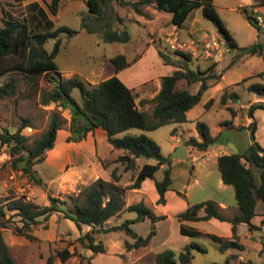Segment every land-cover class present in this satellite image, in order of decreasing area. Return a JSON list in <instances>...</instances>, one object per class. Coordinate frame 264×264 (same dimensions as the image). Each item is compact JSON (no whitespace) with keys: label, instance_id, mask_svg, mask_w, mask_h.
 <instances>
[{"label":"trees","instance_id":"16d2710c","mask_svg":"<svg viewBox=\"0 0 264 264\" xmlns=\"http://www.w3.org/2000/svg\"><path fill=\"white\" fill-rule=\"evenodd\" d=\"M21 1V0H16ZM112 0H85V6L97 22L102 18L105 9ZM60 0H50L48 10L51 15H55ZM150 2L155 3L157 9L170 15L169 22L180 27L188 14L196 8H200L202 18L209 22L217 35L225 40L228 49H236L240 54L253 55L261 49V43H254L244 47H238L219 19L211 0H132L121 1L123 5L129 6L135 13L140 12V8ZM31 9H37L36 3L29 4ZM264 5V0H253V6ZM246 21L259 34L264 35V28L257 26L255 18L246 8L242 9ZM45 17V16H44ZM117 20H121L116 16ZM88 32L100 30L103 34V40L109 42H127L129 34L124 28L122 30L110 29V24L104 22L97 26H90L88 23H82ZM64 33L70 36L76 33L75 30L67 26L60 25L52 30L29 33L26 24L17 20H6L0 24V74L10 70H16L22 76L31 80L43 76L46 80L52 82L53 86L40 94L39 103L46 105L54 102L61 107L69 109L70 117L68 124L67 141L76 142L85 137L87 132L100 128L105 134L107 143L115 149L123 150L114 162L121 163L124 170H132L137 167L135 159L143 157L153 159L154 164L143 163L133 178L132 183L126 188H138L140 181L145 178L153 179L154 172L161 166H167L162 171V178L154 180V186L158 194L157 204L164 203V192L169 188L171 178L167 159L164 158L159 146L143 133L130 134V129L142 131H152L168 123H183L186 121L185 112L192 108L200 99L202 93L207 89V80L211 77L209 66L203 70H192L189 68L175 70L171 74L160 77V87L156 95L150 99L152 108L147 115L138 109L135 104V92L127 88L124 83L115 75L118 71L126 68L131 62H128L122 54H116L109 58V65L104 72V76L95 83L89 84L77 76L62 77L54 63L59 45V34ZM54 39L50 51L43 47L48 39ZM156 51L164 64L170 62V55L156 47ZM178 58L190 60L191 56L184 53H175ZM180 62L179 60L177 61ZM112 73L109 76V71ZM184 80L187 85L198 84L195 93H191L187 88L178 86V81ZM243 80V79H242ZM18 78L10 76L4 83L0 84V99L13 97L17 92ZM77 89L79 101L71 95V91ZM247 90L257 95L264 96V84H250ZM226 97L236 99L235 93L226 95L223 92L220 95V101L223 102ZM211 100H208L207 105ZM142 103V102H141ZM256 108L264 110L263 102L251 104L247 109L248 117L252 116V111ZM231 116L235 114L231 107H227ZM230 120L222 122V125L230 124ZM30 125L28 119H21L14 132L6 129L0 130V147L5 146L8 149L9 162L12 168L20 170L28 175L35 183L40 184V178L33 175L31 166L43 161L46 151L51 149L54 144L56 131L61 128V120L56 113L49 116L46 127L39 136L33 141L31 146L27 145L28 137L21 130ZM195 130L197 138L189 137L184 144L192 146L197 150H205L207 146L216 140L212 136L207 125L201 121H195ZM229 126V125H228ZM251 133V143L246 146L242 152H230L220 154L216 158V167L222 183L230 185L233 189L237 212L228 217L218 211L217 205L212 200H204L188 205L183 211L175 215L179 222V233L187 237H198L202 233L197 230L184 226L182 221H199L215 218L220 221H226L231 226L232 236L225 239L213 234H206L213 242L217 243V249L220 252L232 249H242L236 236V226L244 223L249 229H257L251 219L255 215L254 206L256 201L264 202V149L253 140L252 134L255 123L248 124ZM121 135H118L120 134ZM111 181H104L101 178L94 180L84 189L81 199L79 196H69L70 205H66V200H58L49 197V204L38 205L32 201H27L23 197L5 198L0 202V228L7 227L6 214L17 216L21 222L20 226H14L13 230L17 235H23L27 239H33L26 229L32 224L37 223L39 217L47 219L55 211L61 212L64 218L71 220L77 229L81 225L90 226L91 229L77 237V241L93 253H103L104 247L98 239L100 232L121 230L133 239V242H124L126 249L138 248L148 243L154 235V223L164 218V216L155 215L151 208L138 201L127 205L124 210L136 213L134 219H125L117 225L104 228V223L111 217L120 213L122 208V189L114 182L119 180V174L113 168L110 172ZM147 217L150 220V228L145 236L136 234L130 224L135 221L143 220ZM262 249L264 254V233L261 236ZM203 250L198 244L191 242L185 245L181 251L175 254L170 249H165L157 253L153 261L149 264H187L191 261V250ZM66 248L56 251L57 258L64 262L69 256ZM47 264H52V258L49 256ZM264 263V258H263ZM0 264H17L12 258L9 247L4 241L0 232ZM87 264H92L87 260ZM216 264V263H211ZM228 264V261H225Z\"/></svg>","mask_w":264,"mask_h":264},{"label":"rangeland","instance_id":"374dc122","mask_svg":"<svg viewBox=\"0 0 264 264\" xmlns=\"http://www.w3.org/2000/svg\"><path fill=\"white\" fill-rule=\"evenodd\" d=\"M49 1L50 0H0V24H3L6 20H17L26 24L29 33L52 30L60 25L75 30L76 33L70 36L64 33L59 34L61 41L59 50L54 57V63L59 71L65 72L72 70L76 72L68 75L60 72L62 77L77 76L86 83L91 84V80L95 81L98 79L94 74L95 72L98 73L102 68L101 62L103 58L108 59L116 54H122L128 62H131L130 65L135 62L133 59L139 49L138 40L141 38L140 35L142 31L133 29L129 23H124L122 25L124 19L117 14L123 9L126 11L132 10L129 6L120 3L121 1L129 0L110 1L102 18L98 22L92 19V14L88 12L85 6V0H60L58 5V9L60 8V10L58 13L56 12L55 15H51L48 10ZM211 1L219 19L231 37L238 43L239 47L261 43V49L257 50L253 55L240 54L236 49L229 50L227 46V50H214L211 51L209 55L201 51L196 57H191L190 60L178 58L180 61L179 67H181V69L189 68L196 70L198 68L203 70L209 66L211 68L209 70L211 77L207 80L208 84L216 82L217 76L220 73H223L224 80H226L229 85L237 81V84H232L230 87L232 91L236 93L239 102H237V100L234 102V99H231L229 103L236 110V118L232 120L230 112L222 107L223 104L219 99L220 97H217L213 102L211 100L207 105L209 91H206L201 95L199 101L189 109L187 121L183 123H168L152 131H139L138 129L128 130L130 134L143 133L155 141L159 146L161 155L167 159V165L173 178L172 187L186 193V197H184L183 194L179 195V197L182 200L187 199L189 204L203 201L205 198L219 199L221 196H225L231 203H234L233 190L231 186L225 185L227 188L226 191H221L216 187L212 177L209 180H203L198 183L195 182L194 179L196 174H191L190 165L195 166L201 164L203 159H201L199 153L195 150L187 153L183 157L171 158L175 148L181 145L184 135L196 132L194 125L197 120L207 125L210 133L216 136V143L227 145V147H229L228 143H231L234 147L235 143L238 145L246 144L251 140V133L249 128L246 129L242 127L243 119L244 116L247 115L248 109V107L243 108V106H246L254 95L253 92L247 90V86L255 83L264 84V35L254 31L246 21L242 10L244 7L238 6V0ZM30 3H36L37 7L41 9L43 13H39L35 8L31 9L29 7ZM70 5L74 7L69 10ZM249 12L253 17L255 16L253 12ZM165 14L167 16L169 15L168 13ZM116 16L120 17L121 20H117ZM83 21L93 27L97 26V24L108 22L110 24V29L122 30L125 28L129 34V40L123 43L105 41L103 40V34L100 30L88 32L82 25ZM203 22L205 24L209 23L207 21ZM176 31L178 34L179 32L182 33L181 29H179V31L176 29ZM214 35H217V33H214ZM192 38L196 41L198 49L201 47L202 43L205 42L196 37ZM147 40H151L150 42L155 45V48L157 47L163 52H167L166 54L169 53L168 55L177 56L166 47L165 42L161 41L156 34L152 33L151 36L147 37ZM53 41L54 39L51 38L45 42L43 47L46 51L51 50ZM156 58L163 63L157 51L156 56L147 52L145 58L139 64V68L137 67L136 72L138 74H135L134 77L129 75L124 77V75L120 74L119 78L126 79L129 77L128 79H130V81L136 83L138 78L141 79V77H143L147 79L157 73H161L162 70L160 66L156 65ZM216 63H218L217 67H215ZM168 73L171 74L172 72L170 71ZM141 74L142 76H140ZM10 76L18 78L17 92L13 97L0 99V130L6 129L9 132H14L21 123V119H28L30 125L24 127L21 132L28 137L27 145L31 146L33 141L46 127L49 116L52 113H56L61 120L60 129H68L70 113L67 107H61L54 102H50L46 105L39 103L40 94L52 88L53 84L51 81L46 80L43 76L31 80L22 76V74L16 70H10L4 74H0V84L4 83ZM178 86L187 88L191 93H195L198 87L197 83L187 85L184 80H179ZM153 89V82L151 80L136 88H131V90L136 93L141 92V90ZM71 95L75 100L79 101L80 97L77 89H73ZM140 105L141 109L148 115L152 108V102L146 100ZM261 112L262 111L256 109L252 111L251 119L255 122V128L252 134L253 139L255 133L264 128V121L261 119L264 113ZM226 120H232V124L235 125V127L228 126L229 124L222 125L220 131L217 132V122ZM172 128L176 129L173 135L170 134ZM181 129L184 130V135ZM97 132H101V129H97ZM104 144H106V141H104ZM117 151L118 149H113V153ZM193 156H199V159L193 161ZM9 159L8 149L5 146H1L0 202L5 198L23 197L25 200L32 201L38 205H47L49 204L48 198L54 197L58 200H66L69 206V196H79V200L81 199L86 187H81L79 191H76L77 188L75 189L71 177H69V180H63L61 172H55V168L51 167L47 169L41 162L32 165L31 169L33 175L40 178V184H37L29 178L28 175L23 174L20 170L12 168ZM142 163L154 164L155 161L143 157L137 158L136 168L128 171L124 170L126 172L123 174L121 182L125 184V188L130 185H128V182L132 183L138 167ZM117 164L121 163L117 162ZM66 169L67 171H65L64 174L69 171V168ZM114 169L116 173H118L117 168L115 167ZM216 173L217 171L214 169L213 174L216 175ZM161 174V169L155 172L157 178H160ZM129 201V203L139 201V195L136 193L132 194ZM259 206H263V203L259 202ZM178 207L179 205L176 202L169 200L167 207L168 211L171 212L174 209H178ZM257 210H259V207H257ZM131 217H136V213L123 210L118 216L111 218L110 221L112 224H120L125 219H130ZM5 218H7V227L0 228V232L4 241L10 244L9 251L16 263L47 264L46 260L51 256L52 264H87L89 258L85 259L83 255L87 254V250L77 241L78 236H74V233L70 231L71 228L63 218L61 212L55 211L51 213L47 219L39 217L37 223L32 224L29 229H26L27 232L34 236L31 240L23 235L15 234L13 230L14 226L21 225L17 216H10L7 213ZM201 225L206 226L207 223L199 222L198 226ZM160 226L166 229L170 235L174 234V237H178V225L175 220L164 221ZM149 228V220L136 225V229L143 232L149 231ZM55 230L56 232H54ZM81 234L83 233L79 232V235ZM238 234L239 240L243 244L246 245L251 243L252 238L247 237L246 229H239ZM98 239L101 241L106 251L97 254L92 253L91 260L93 264H149L156 255L154 253L166 248L165 246L156 247L152 252H144V250L140 248L126 249L124 247V240H129V237L121 230L102 233ZM191 242L198 244L203 252L192 249L190 264H225L226 260L228 264H245L248 260L254 264H262V260H260L257 252L252 247L242 248L241 250L231 248L228 252H220L215 243L205 236L188 237L185 241L178 240L174 242L172 247H184ZM62 248H66L71 252V255L64 262H61L56 256V251ZM112 250L122 251L121 256L114 251L111 252ZM125 250L126 253H129H123ZM229 253L233 254L231 259L229 258ZM239 256H242L243 260H241Z\"/></svg>","mask_w":264,"mask_h":264},{"label":"crops","instance_id":"0c3cea01","mask_svg":"<svg viewBox=\"0 0 264 264\" xmlns=\"http://www.w3.org/2000/svg\"><path fill=\"white\" fill-rule=\"evenodd\" d=\"M129 1H132V0H129ZM238 6L244 7L246 9H252V12L253 14H255V16L257 15L264 16V5L253 6V0H238ZM73 7H74L73 5H70L69 10L70 8H73ZM59 10L60 8L57 10V13ZM165 13L166 12H163L157 9L155 3L153 2L143 5L140 8L139 13H135L132 10L126 11L124 9L120 13L119 12L117 13L120 17H123L122 19H124L122 22V25L124 23H129V25H131L133 29L135 30L139 29L142 31V34L140 35L141 38L138 40L139 49L137 50V53L133 59L135 62L127 66L126 68L118 71L117 73H115V75L118 78L120 74L124 75V77L128 75L134 77L135 74H138L136 72L137 67L139 68V64L141 63V61H143L147 52L152 53L153 55L156 56V48L154 47L155 45L150 42L151 40L150 41L147 40V37L151 36L152 33L156 34L160 38L161 41H164V37L175 28L178 31L179 29L182 30V33L179 32V35L181 37H187V36L191 37L192 36V37H196L197 39H201L202 41H207L212 35H214V33H216L215 28L212 25H210L209 23L205 24L203 22L205 20L201 16L200 8H196L193 11H191L180 27H177L171 24L169 22L170 15L167 16ZM252 29L255 31L253 27ZM235 43L238 46V43L236 41ZM108 59H105V58L102 59V62H101L102 68L98 71V73L95 72L94 74V76L98 79L95 81L91 80L90 81L91 84L97 83L101 79V77L104 76V72L105 70H107L108 65H109ZM169 59H170V62L173 61V63L163 64L158 60V58H156V65H159L162 71L161 73H157L150 78L146 79V78L141 77V79H139L138 78L139 76H138L137 77L138 81H136V83L130 81V79H128L129 77H127L126 79L119 78L124 83V85L130 89L136 88L139 85L146 83L149 80L153 82V87H154L153 90H141V92L139 93L135 92L134 101L138 109L142 110L140 107L141 106L140 104H142L141 102L150 100L156 95L160 87L159 79L161 76L169 74L168 72L170 71L173 72L175 70L181 69V67H179V63L177 62L178 61L177 56L170 55ZM214 61H217V60H214ZM217 66H218V63L215 64V67ZM59 72L65 73L67 75L76 73L75 71H72V70H68L65 72L59 71ZM111 73H112V69L109 71L108 75L106 76L111 75ZM140 76H142V74ZM217 77L218 78L216 79V82L208 84L207 89L204 91V92L209 91L208 98L209 100H212V102L217 97L219 98L223 92H225L226 95H229L230 93H235L234 91H232L230 86L232 84L238 83L236 81V82L230 83L231 85H229L227 81L224 80L225 78H224L223 73H220ZM253 94H254L253 97L248 101L246 106H243V108L249 107L251 104L256 103V102L264 103V96H260L255 93ZM231 99L232 98L230 97H226L225 100L222 102L223 104L222 107L225 109H227V107H231L234 110L235 114L232 116V120H233L234 118H236L237 113L234 107L231 104H229ZM237 99L238 97H236L235 100ZM235 100L234 102H236ZM237 102L239 101L237 100ZM256 110L262 111L261 113H264V110L261 108H256ZM188 112H189V109L185 112L186 121L188 120L187 118ZM261 119L264 121L263 114L261 116ZM232 120L229 126L235 127V125L232 124ZM252 121L253 120L251 119V117H248V115H245L243 119L242 127L248 129V124ZM222 122L223 121L217 122V126H216L217 132L220 131L222 127ZM97 129L99 128H95L93 131L87 132V134L85 135L83 139L76 141V142L66 140V137L69 134L68 129L66 130L58 129L56 131L53 147L46 151L45 157L43 161L41 162V164L44 165V167L47 169H50L51 167L55 168L56 169L55 172L57 173L61 172L63 180L64 179L69 180V177H71V179L73 180L72 183L75 189L77 188L76 191H79L81 187L84 188V187L89 186L97 178H101L104 181H110V176H109L110 170L116 167L118 174H119V180L117 182H114V184H116L119 188L122 189L121 198L123 202L122 204L123 209L120 212H122L127 205L131 204L129 203L130 202L129 200L131 199L132 194L136 193L139 195V201H143L145 205L150 207L152 212L155 215L164 216L163 219L158 220L157 222L154 223L155 233L150 238L148 243L138 248L143 249L144 252L145 251L152 252L155 250L156 247L165 246L166 247L165 249H170L175 254H177L179 251L183 249V247L173 248L172 246L174 242L178 240L185 241L186 238L188 237L180 234L178 230V237L176 238L174 237V234L170 235L166 229L160 226V224L167 220H175L177 222L178 229H179V222L176 220L175 215L183 211L188 205H190L187 202V199L182 200L179 197V195L181 194H183L184 197H186V193L182 192L181 190L174 189L172 187L171 184H172L173 178L169 170L171 182H170L169 188L164 192V195H163L164 203L163 204L156 203V200L158 199V194L155 189L153 179L160 180L162 178V174L160 178H157L155 176V172L158 171L159 169H161L162 171L166 169L167 166L165 168L163 167L165 165H161L154 172L153 179L145 178L142 181H140L138 188L126 189L125 184L121 182L122 176L123 174H125L126 171H124L122 164H117V162H114V159L118 155L122 154L123 150L118 149L117 152L113 153V149L115 148H112L107 143L103 130L101 129V132H97ZM183 131L184 130L181 129L182 134L184 133ZM175 132H176L175 128H172L170 130V134L172 135L175 134ZM118 135H121V133ZM211 135L215 136L214 134H211ZM189 137L197 138V132H194L193 134L189 133L187 135H184V137H182L181 145L185 149V155L195 150L199 153L201 159H203V162L201 164H197L195 166L190 165L191 174H194V175L196 174L194 181L198 183L203 180H209L212 177L215 181L216 187L220 189L221 191L225 192L227 189L225 186L226 184L222 183L220 179V175L216 167V158L220 154H228L232 152L231 149H229L227 145L216 143V141H214L212 144L207 146L205 150H197L196 148L189 146V145H185L183 143V141L185 142V140L188 139ZM253 140H255L259 144V146L264 149V128L263 130L260 129L259 131L255 133V137ZM104 141H106V144H104ZM250 143H251V140L248 141L246 144L238 145L235 143L234 145H235L237 152H242L246 148V146H248ZM197 159H199V156L192 157L193 161H196ZM135 162L137 163V158L135 159ZM66 168H69L68 169L69 171L66 174H64L65 171H67ZM213 168L216 169L217 176L213 174V171H214ZM129 184L131 183L128 182V185ZM211 199L212 198H210L209 200ZM169 200H173L174 202H176L179 205L178 209H174L171 212L168 211L167 207H168ZM204 200H208V198L203 199V201ZM212 201L217 205L218 211L224 214L225 216L230 217L237 212L235 200H234V203H231L227 198H225V196H221V198L212 199ZM259 202L261 201H256L255 203V206H254L255 215L251 219V222L255 226H257L258 229H249L246 224L239 223L236 226V236H237L238 242L242 245V248L252 247L255 249L260 260H262V264H263L264 254H261V249H262L261 236L264 233V202H262L263 206L261 207L259 206ZM257 207H259V210H257ZM119 214H117L116 216H118ZM114 217H111V218H114ZM111 218L105 221L103 225L104 228L108 226H112V225H117V224L111 223L110 221ZM134 218L135 217H131L130 219H134ZM64 219L67 221L69 227L71 228L70 231H72L74 233V236L76 237L79 236V232L85 233L91 229L90 226H86V225H81L80 229H77L71 220H69L68 218H64ZM146 220H149V219L145 217L143 220L132 222L129 226L136 234L140 236H145L148 231H144V232L139 231L136 229V225L138 223H144L146 222ZM199 222H203V223L206 222L207 225L198 226ZM149 223H150V220H149ZM182 224L184 226L193 228L197 230L198 232L202 233V235L200 236L207 237L206 234H213V235L225 238V239H230L232 236L230 224L226 221H220L215 218H210L208 220H199V221H182ZM54 226L56 228L55 224ZM239 229H246L247 237L252 238L250 244L245 245L239 240V234H238ZM54 232H56V230ZM253 232H257V233H253ZM102 233H105V232H100L98 237H100ZM128 237H129V240H124V242L125 241L129 243L133 242V239L130 236ZM207 238L210 239L209 237ZM214 243L217 247V243L216 242ZM7 245L10 249V244H7ZM85 249L87 250V254H83V255L85 259L89 258L90 262L92 263L91 254L93 252L87 248ZM165 249H162L161 251ZM230 249L231 248L225 250L224 252L226 251L228 252V250ZM105 251L106 249L104 248V252ZM113 251L114 250H112L111 252ZM114 252L120 254V256L122 254L121 253L122 251H114ZM123 253H126V250ZM128 253L129 252H127L126 254ZM157 253H154V254H157ZM93 254H97V253H93ZM229 254H230L229 258L231 259L233 257V254L231 253ZM239 257L241 258V260H243L242 256H239ZM187 264H190V262H188ZM245 264H254V263L248 260Z\"/></svg>","mask_w":264,"mask_h":264},{"label":"built area","instance_id":"2783aa9c","mask_svg":"<svg viewBox=\"0 0 264 264\" xmlns=\"http://www.w3.org/2000/svg\"><path fill=\"white\" fill-rule=\"evenodd\" d=\"M252 12V9H248ZM257 26L264 28V16H254ZM164 42L166 47L175 53H184L191 57H196L201 51L209 55L211 51L218 49H226V43L223 38L218 35H212L207 41L202 43L201 47L198 49L196 41L192 37H181L176 28L173 29L169 34L164 37ZM29 129V128H27Z\"/></svg>","mask_w":264,"mask_h":264},{"label":"water","instance_id":"95a60500","mask_svg":"<svg viewBox=\"0 0 264 264\" xmlns=\"http://www.w3.org/2000/svg\"><path fill=\"white\" fill-rule=\"evenodd\" d=\"M228 146H229V148H231V150H232L233 153H236L237 152L236 148L231 143H228ZM183 156H185V149L183 148L182 145H179V146H177L175 148L173 154L171 155V158H174V157H183ZM163 167L165 168L166 166H163Z\"/></svg>","mask_w":264,"mask_h":264}]
</instances>
